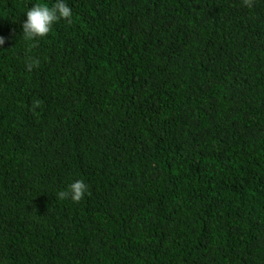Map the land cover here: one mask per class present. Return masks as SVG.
Listing matches in <instances>:
<instances>
[{
    "label": "trees",
    "instance_id": "trees-1",
    "mask_svg": "<svg viewBox=\"0 0 264 264\" xmlns=\"http://www.w3.org/2000/svg\"><path fill=\"white\" fill-rule=\"evenodd\" d=\"M63 2L0 0V264H264V0Z\"/></svg>",
    "mask_w": 264,
    "mask_h": 264
},
{
    "label": "clouds",
    "instance_id": "clouds-1",
    "mask_svg": "<svg viewBox=\"0 0 264 264\" xmlns=\"http://www.w3.org/2000/svg\"><path fill=\"white\" fill-rule=\"evenodd\" d=\"M243 4L252 8L254 0H243ZM26 21L22 24L23 39L25 41H34L36 38L46 37L55 22L64 19L68 23L72 22V10L63 0H56L51 7L47 4L37 3L26 12ZM5 43V40L0 36V46ZM30 50V49H29ZM34 67H39V60L32 58L28 59L26 69L31 71ZM40 101H35L34 106L38 107ZM88 191L87 185L83 180H77L69 185L67 191H60L57 197L61 200L71 198L73 202L79 203Z\"/></svg>",
    "mask_w": 264,
    "mask_h": 264
}]
</instances>
